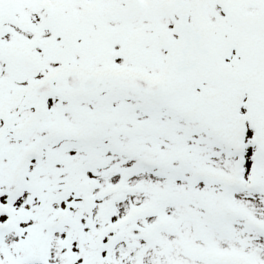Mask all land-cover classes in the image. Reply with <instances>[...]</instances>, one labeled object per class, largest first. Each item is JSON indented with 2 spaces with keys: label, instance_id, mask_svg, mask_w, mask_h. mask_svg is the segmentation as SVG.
<instances>
[{
  "label": "snow or ice",
  "instance_id": "snow-or-ice-1",
  "mask_svg": "<svg viewBox=\"0 0 264 264\" xmlns=\"http://www.w3.org/2000/svg\"><path fill=\"white\" fill-rule=\"evenodd\" d=\"M0 264H264V0H0Z\"/></svg>",
  "mask_w": 264,
  "mask_h": 264
}]
</instances>
